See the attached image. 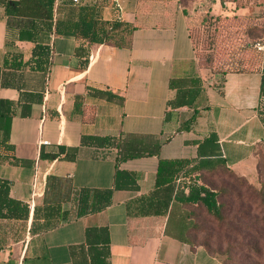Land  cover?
Listing matches in <instances>:
<instances>
[{
	"label": "crops",
	"instance_id": "1",
	"mask_svg": "<svg viewBox=\"0 0 264 264\" xmlns=\"http://www.w3.org/2000/svg\"><path fill=\"white\" fill-rule=\"evenodd\" d=\"M61 9L62 0L55 19L62 17ZM104 17L135 27L131 48L84 44L88 65L82 68L84 58L76 55L82 42L44 31L37 40L50 49V57L42 70L33 57L36 43L20 40L29 22L8 17L0 5V99L14 103L9 143L24 162L0 164V179L12 183L13 199L30 205L27 223L0 220V264H91L88 228L107 229L108 264H224L203 244L178 238L192 237L194 217L141 215L128 206L154 191L160 159L207 163L201 171L207 184L223 171L258 181L263 63L222 75L202 69L181 0H120V9L109 2ZM14 54H22L26 66L5 65ZM194 77L202 81L196 105L173 109L169 102L177 90L171 79ZM83 136L159 145L160 154L119 162L117 149L83 145ZM3 138L0 130V142ZM73 149L74 158H65ZM117 170L132 173L136 189H115ZM49 176L64 181L48 185ZM52 186L64 195L62 213L68 218L32 235L36 206L57 200ZM81 189H112V203L78 217L73 194Z\"/></svg>",
	"mask_w": 264,
	"mask_h": 264
},
{
	"label": "trees",
	"instance_id": "2",
	"mask_svg": "<svg viewBox=\"0 0 264 264\" xmlns=\"http://www.w3.org/2000/svg\"><path fill=\"white\" fill-rule=\"evenodd\" d=\"M109 2L110 0H96L92 5L81 6L75 4L73 0H62V17L58 19H55L56 0H0V5L4 6L8 17L29 22L26 29H21L20 40L36 43L33 57L36 58V68L43 70L44 64L49 60L50 49L38 43L37 39L38 35L44 31L53 32L56 36L74 37L82 42V45L76 51L78 57L84 58L82 68L88 65V53H86L84 44L87 47L106 44L112 47L131 48L135 27L127 22L106 20L104 10ZM226 2H237V0H221L223 5ZM11 57L12 63H9V58H6L5 65L16 69L26 66L23 63L22 54H14ZM225 73L223 72L221 75ZM170 87L177 90V97L169 102L173 109L195 106L202 94V81L199 77L191 79L172 78ZM108 97L111 98L110 95ZM13 107V102L0 99V130L4 134L3 141L0 142V164L9 163L17 166L23 165L24 162L16 157L14 146L9 143L14 116ZM259 113L264 121V56ZM144 138L150 139L149 137ZM82 144L106 148L113 147L119 151V162L146 154H160L159 145L148 146V144L141 143L128 146L120 138L83 136ZM263 145L264 140L256 152L257 156ZM65 151V148H61L60 153ZM72 151L74 154L67 155L65 158L73 159L77 149ZM58 156L52 155L50 158L56 159ZM206 164L201 161L194 163L185 159H160L154 191L150 195L130 203L128 210L130 213L135 211L136 214L141 215L179 214L184 221L194 217L195 220L193 219L190 223L191 226H189V229L192 230L198 229L201 223L197 219L199 211H205L208 216L223 221L225 205L221 200L225 196V190L216 189L209 182L208 184L205 182V176L201 171L206 168ZM217 164H221V162L217 161ZM230 174L235 176L232 173ZM55 181L58 184V182H63L64 179L55 176L48 177V185ZM11 185L12 183L9 180L0 179V220L27 223L30 216V205L10 196ZM52 187V195L57 200L46 203L44 207L36 206L30 228L32 235L36 232L44 233L52 230L68 218V214L62 213V201H65L64 195H61L59 188H56L57 186ZM115 189H136L134 175L117 170ZM112 194V189H81L74 192L73 198L76 203L77 216L84 217L105 210L112 203ZM66 198L67 201L70 199V197ZM178 238L187 242H189V239L192 240V237L189 238L187 234L184 236L178 235ZM86 244L89 248L91 264H108L110 246L107 229L88 228L86 230Z\"/></svg>",
	"mask_w": 264,
	"mask_h": 264
},
{
	"label": "rangeland",
	"instance_id": "3",
	"mask_svg": "<svg viewBox=\"0 0 264 264\" xmlns=\"http://www.w3.org/2000/svg\"><path fill=\"white\" fill-rule=\"evenodd\" d=\"M94 0H89L92 3ZM189 19L199 65L223 73L262 64L264 0H181ZM256 183L223 171L215 181L224 189V220L198 212L201 222L192 235L224 264H264V145L258 151Z\"/></svg>",
	"mask_w": 264,
	"mask_h": 264
},
{
	"label": "built area",
	"instance_id": "4",
	"mask_svg": "<svg viewBox=\"0 0 264 264\" xmlns=\"http://www.w3.org/2000/svg\"><path fill=\"white\" fill-rule=\"evenodd\" d=\"M60 1L61 0H56V4H55V15H56V12H57V8L60 4ZM73 2L77 5H81V6H84V5H89V0H73ZM110 2L115 6L117 7L118 9H120V0H110ZM257 47L259 49H264V45H257ZM43 144L45 145H48L49 142L48 141H43L42 142Z\"/></svg>",
	"mask_w": 264,
	"mask_h": 264
}]
</instances>
